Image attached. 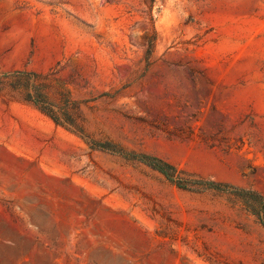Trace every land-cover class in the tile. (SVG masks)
<instances>
[{"label":"rangeland","instance_id":"1","mask_svg":"<svg viewBox=\"0 0 264 264\" xmlns=\"http://www.w3.org/2000/svg\"><path fill=\"white\" fill-rule=\"evenodd\" d=\"M15 70L79 101L89 138L264 198V0H0ZM0 264H264V229L234 195L91 151L4 90Z\"/></svg>","mask_w":264,"mask_h":264},{"label":"trees","instance_id":"2","mask_svg":"<svg viewBox=\"0 0 264 264\" xmlns=\"http://www.w3.org/2000/svg\"><path fill=\"white\" fill-rule=\"evenodd\" d=\"M154 35L150 36L147 44V55L152 52ZM9 90L18 93L23 100L33 104L40 112L49 117L55 125L63 127L84 139L91 151H104L121 156L128 160L141 162L160 172L166 179L175 182L178 187L187 188L195 184L205 189L225 192L239 198L246 210L252 213L264 229V198L257 192L223 185L212 180L178 181L176 168L170 163L145 153L126 151L109 140H95L86 135L79 110V101L70 99L68 94H60L55 102L49 93L46 79L39 73L24 70L0 73V92ZM114 93L102 92L99 97H112Z\"/></svg>","mask_w":264,"mask_h":264},{"label":"bare ground","instance_id":"3","mask_svg":"<svg viewBox=\"0 0 264 264\" xmlns=\"http://www.w3.org/2000/svg\"><path fill=\"white\" fill-rule=\"evenodd\" d=\"M63 136H66L64 133H62Z\"/></svg>","mask_w":264,"mask_h":264}]
</instances>
